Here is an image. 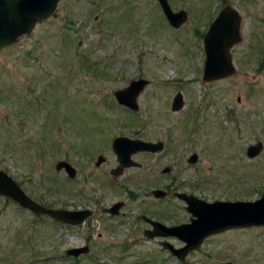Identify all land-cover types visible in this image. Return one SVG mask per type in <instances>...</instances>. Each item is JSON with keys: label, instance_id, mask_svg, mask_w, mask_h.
Returning a JSON list of instances; mask_svg holds the SVG:
<instances>
[{"label": "rangeland", "instance_id": "1", "mask_svg": "<svg viewBox=\"0 0 264 264\" xmlns=\"http://www.w3.org/2000/svg\"><path fill=\"white\" fill-rule=\"evenodd\" d=\"M167 1L187 13L179 29L156 0H60L52 17L0 51V170L44 207L92 212L71 227L0 198V264H264V228L210 237L183 262L160 246L164 239L143 235L142 216L188 223L175 193L207 203L264 193V0ZM224 6L242 18L231 49L236 72L204 82L202 40ZM138 79L149 85L134 113L113 93ZM179 93L183 106L172 112ZM117 137L161 141L164 150L133 155L141 168L113 177ZM258 143L260 154L247 159ZM58 161L75 168V179L55 170ZM166 188L167 197L153 199L152 190ZM116 202L124 203L119 218L105 212ZM85 246L83 256L65 255Z\"/></svg>", "mask_w": 264, "mask_h": 264}, {"label": "water", "instance_id": "2", "mask_svg": "<svg viewBox=\"0 0 264 264\" xmlns=\"http://www.w3.org/2000/svg\"><path fill=\"white\" fill-rule=\"evenodd\" d=\"M60 0H0V51L14 45L22 36L29 35L34 27L49 19L54 14ZM168 24L173 29H179L187 20V13L183 10L173 12L167 0H156ZM242 18L237 10L225 6L219 10L210 23L203 37V51L205 55L202 80L204 82L217 81L235 74L231 49L241 42L240 33ZM149 82L144 79L130 81L128 86L117 90L113 97L117 104L131 112L138 111L137 99ZM183 106L182 97L177 94L171 104L172 112H178ZM164 149V143L132 140L118 137L112 142V152L116 157L118 167L111 172L113 177L122 175L125 169L140 168L132 156L137 153L158 154ZM262 150V144L249 146L246 158H256ZM196 154L191 155L187 162L195 164ZM104 158L99 156L96 166L99 167ZM57 172L64 171L71 180L75 179L77 171L65 162L55 164ZM167 173L168 170H164ZM154 199L166 197L161 190L151 192ZM0 196L14 202L19 208L31 212L35 216L46 217L54 222L70 226L81 225L92 216L90 211H68L46 208L28 197L16 181L0 170ZM175 197L186 204V211L191 215L189 224L166 227L161 223L147 218L143 220L152 227L146 230L144 236L154 238H176L184 243L180 249H175L163 241L160 245L169 251L170 255L184 261L192 252L211 236H216L230 230L263 228L264 227V193L253 202H213L207 203L192 195L177 193ZM123 207L117 203L107 210L111 216L119 214ZM88 253V247L66 251L68 257H79ZM231 264V263H224Z\"/></svg>", "mask_w": 264, "mask_h": 264}, {"label": "flooded vegetation", "instance_id": "3", "mask_svg": "<svg viewBox=\"0 0 264 264\" xmlns=\"http://www.w3.org/2000/svg\"><path fill=\"white\" fill-rule=\"evenodd\" d=\"M141 168V167H140ZM123 173H124V171H123ZM123 173H122V175H123ZM170 190H171V188H170ZM169 190H167L166 192L169 194V192H168ZM168 196V195H167ZM166 196V197H167ZM0 198H2V197H0ZM3 199V201L4 202H10L8 199H6V198H2ZM122 209H124V203H123V208ZM184 210H185V207H184ZM105 211H107V209L105 210ZM124 214H121V212L119 213V215L118 216H123ZM0 216H1V214H0ZM111 216V215H110ZM118 216H115V217H118ZM112 217V216H111ZM143 217L144 216H142L141 217V220L144 222V223H146L144 220H143ZM119 218V217H118ZM155 221H158V220H155ZM158 222H160V221H158ZM190 222V218H189V221H188V223ZM147 224V223H146ZM163 224H165V223H163ZM184 224H187V223H174L173 225H166V226H168V227H176V226H180V225H184ZM147 226H148V229L150 228V226L147 224ZM145 231V230H144ZM143 231V232H144ZM223 264V263H222Z\"/></svg>", "mask_w": 264, "mask_h": 264}, {"label": "trees", "instance_id": "4", "mask_svg": "<svg viewBox=\"0 0 264 264\" xmlns=\"http://www.w3.org/2000/svg\"><path fill=\"white\" fill-rule=\"evenodd\" d=\"M264 65V58L261 59V61L259 62V66L262 67ZM167 190H169V188H166ZM132 195V194H131ZM49 207V206H48ZM51 207V206H50ZM51 208H54V206H52Z\"/></svg>", "mask_w": 264, "mask_h": 264}]
</instances>
